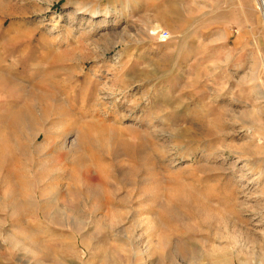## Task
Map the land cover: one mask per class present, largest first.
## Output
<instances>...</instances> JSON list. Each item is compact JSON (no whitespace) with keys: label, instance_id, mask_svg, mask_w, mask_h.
<instances>
[{"label":"rangeland","instance_id":"374dc122","mask_svg":"<svg viewBox=\"0 0 264 264\" xmlns=\"http://www.w3.org/2000/svg\"><path fill=\"white\" fill-rule=\"evenodd\" d=\"M0 264H264L253 0H0Z\"/></svg>","mask_w":264,"mask_h":264},{"label":"built area","instance_id":"2783aa9c","mask_svg":"<svg viewBox=\"0 0 264 264\" xmlns=\"http://www.w3.org/2000/svg\"><path fill=\"white\" fill-rule=\"evenodd\" d=\"M255 9L264 21V0H253Z\"/></svg>","mask_w":264,"mask_h":264},{"label":"bare ground","instance_id":"6f19581e","mask_svg":"<svg viewBox=\"0 0 264 264\" xmlns=\"http://www.w3.org/2000/svg\"><path fill=\"white\" fill-rule=\"evenodd\" d=\"M88 15H89L90 17H92L93 13H92V12H90V13H88ZM12 123H13V122H12Z\"/></svg>","mask_w":264,"mask_h":264}]
</instances>
